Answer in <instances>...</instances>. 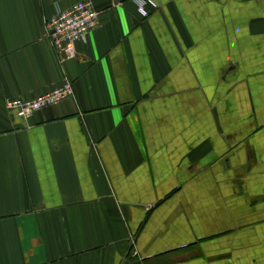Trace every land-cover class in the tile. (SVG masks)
Wrapping results in <instances>:
<instances>
[{"label":"crops","instance_id":"crops-1","mask_svg":"<svg viewBox=\"0 0 264 264\" xmlns=\"http://www.w3.org/2000/svg\"><path fill=\"white\" fill-rule=\"evenodd\" d=\"M78 1L0 0V264H264V0Z\"/></svg>","mask_w":264,"mask_h":264},{"label":"built area","instance_id":"built-area-1","mask_svg":"<svg viewBox=\"0 0 264 264\" xmlns=\"http://www.w3.org/2000/svg\"><path fill=\"white\" fill-rule=\"evenodd\" d=\"M142 7V6H141ZM99 24L98 11L92 0H81L69 8L57 9L45 27L55 49L66 58L75 56V44L84 41L88 33ZM73 85L65 79L62 84L31 99L14 98L6 101V107L23 120H28L36 111L56 105L73 96Z\"/></svg>","mask_w":264,"mask_h":264}]
</instances>
